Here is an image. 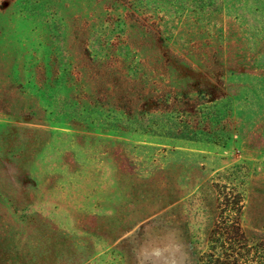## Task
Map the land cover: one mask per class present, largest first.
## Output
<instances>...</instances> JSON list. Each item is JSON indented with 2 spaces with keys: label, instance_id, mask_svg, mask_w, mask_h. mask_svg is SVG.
<instances>
[{
  "label": "rangeland",
  "instance_id": "rangeland-1",
  "mask_svg": "<svg viewBox=\"0 0 264 264\" xmlns=\"http://www.w3.org/2000/svg\"><path fill=\"white\" fill-rule=\"evenodd\" d=\"M264 235V0H0V264H191L219 190Z\"/></svg>",
  "mask_w": 264,
  "mask_h": 264
},
{
  "label": "trees",
  "instance_id": "trees-1",
  "mask_svg": "<svg viewBox=\"0 0 264 264\" xmlns=\"http://www.w3.org/2000/svg\"><path fill=\"white\" fill-rule=\"evenodd\" d=\"M243 194L219 190L217 217L205 248L191 264H264V235L249 236L242 228Z\"/></svg>",
  "mask_w": 264,
  "mask_h": 264
}]
</instances>
